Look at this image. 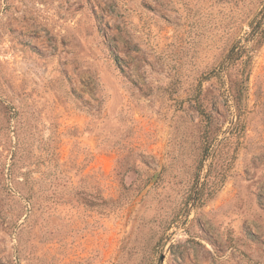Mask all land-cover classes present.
<instances>
[{"label":"rangeland","instance_id":"374dc122","mask_svg":"<svg viewBox=\"0 0 264 264\" xmlns=\"http://www.w3.org/2000/svg\"><path fill=\"white\" fill-rule=\"evenodd\" d=\"M263 14L0 0V264H229L215 246L264 240Z\"/></svg>","mask_w":264,"mask_h":264},{"label":"crops","instance_id":"0c3cea01","mask_svg":"<svg viewBox=\"0 0 264 264\" xmlns=\"http://www.w3.org/2000/svg\"><path fill=\"white\" fill-rule=\"evenodd\" d=\"M246 217V218H245ZM244 223L252 226V231L257 235L260 234L257 229H260V223L256 218H250V216H242L240 218ZM232 242L224 241V246L218 248L214 247L213 254L217 262L223 261L224 257L228 258L229 264H253L254 261H258L259 264H264V240H241V244L236 240ZM263 242V243H262ZM259 244L254 250V245Z\"/></svg>","mask_w":264,"mask_h":264},{"label":"trees","instance_id":"16d2710c","mask_svg":"<svg viewBox=\"0 0 264 264\" xmlns=\"http://www.w3.org/2000/svg\"><path fill=\"white\" fill-rule=\"evenodd\" d=\"M257 23L253 24L251 21L250 26L251 30L248 35L249 40L252 41V46H257L260 44L264 39V26H262L264 22V14L261 18L256 19ZM234 48V47H233ZM231 48L229 50V53L227 56H229L230 59L233 60V64L235 63H241L239 59H241V56L238 57V52H235V49ZM229 74V88L231 91L232 101L234 108L238 115L243 113L245 111V104L244 101L247 98V78L248 74L243 72L241 75L236 76V74ZM202 105V104H200ZM203 107V106H202Z\"/></svg>","mask_w":264,"mask_h":264}]
</instances>
